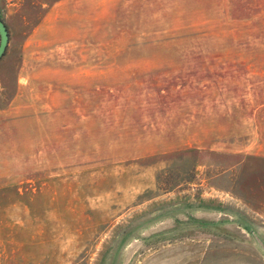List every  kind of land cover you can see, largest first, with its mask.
<instances>
[{"label":"rangeland","instance_id":"1","mask_svg":"<svg viewBox=\"0 0 264 264\" xmlns=\"http://www.w3.org/2000/svg\"><path fill=\"white\" fill-rule=\"evenodd\" d=\"M0 18V264H264V0Z\"/></svg>","mask_w":264,"mask_h":264},{"label":"water","instance_id":"2","mask_svg":"<svg viewBox=\"0 0 264 264\" xmlns=\"http://www.w3.org/2000/svg\"><path fill=\"white\" fill-rule=\"evenodd\" d=\"M9 42L8 29L5 22L0 18V60L4 56Z\"/></svg>","mask_w":264,"mask_h":264},{"label":"trees","instance_id":"3","mask_svg":"<svg viewBox=\"0 0 264 264\" xmlns=\"http://www.w3.org/2000/svg\"><path fill=\"white\" fill-rule=\"evenodd\" d=\"M6 24V23H5ZM7 26V25H6ZM8 29V28H7Z\"/></svg>","mask_w":264,"mask_h":264}]
</instances>
